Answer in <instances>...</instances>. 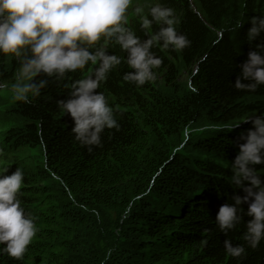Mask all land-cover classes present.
I'll return each instance as SVG.
<instances>
[{
    "label": "trees",
    "instance_id": "16d2710c",
    "mask_svg": "<svg viewBox=\"0 0 264 264\" xmlns=\"http://www.w3.org/2000/svg\"><path fill=\"white\" fill-rule=\"evenodd\" d=\"M159 2L177 11L175 27L191 44L179 51L154 45L163 64L155 81L139 87L123 79L134 71L127 53L107 45L122 60L96 91L120 128H105L100 146L90 151L75 140L74 121L57 104L98 64L62 79L40 74L35 79L48 84L39 97L14 99L17 123L0 135V174L22 169L18 198L38 231L22 258L0 252V264H264V239L255 248L244 239L247 202L236 228L225 234L216 223L221 205L245 195L230 183L241 134L254 127L244 120L264 116V84L235 88L249 52L264 43V33L248 40L252 18L264 17V0ZM159 27L153 23V33ZM129 28L148 38L140 19ZM19 67L0 53V81L11 84ZM255 167L264 179V164ZM226 239L245 253L227 254Z\"/></svg>",
    "mask_w": 264,
    "mask_h": 264
},
{
    "label": "clouds",
    "instance_id": "9594fccd",
    "mask_svg": "<svg viewBox=\"0 0 264 264\" xmlns=\"http://www.w3.org/2000/svg\"><path fill=\"white\" fill-rule=\"evenodd\" d=\"M132 3L133 0H0V53L17 58L20 64L11 84L16 101L27 103L41 95L48 80L35 79L40 74L62 79L89 63L98 64L92 75L72 84L70 98L57 101L74 121L71 131L75 140L90 151L91 146L101 145L105 128H120L107 97L96 91L122 60L109 54L107 45L118 44L127 53V65L134 71L126 72L123 79L139 87L155 81V70L163 64V59L152 51L154 45L179 51L191 44L185 34L177 31L179 20L174 10L161 3L152 5L148 14L143 6L135 7L141 28L148 35L142 40L126 27V13ZM153 23L160 26L154 33ZM251 23L248 40L254 41L264 33V17H253ZM242 26L243 22L237 21L235 27ZM257 48L260 51H250L242 65V74L235 82L239 90H254L264 84V43ZM6 87L8 83L0 81V88ZM188 87L194 93L199 91L191 82ZM244 121H251L254 127L246 135L241 134L245 142L239 145L240 151L231 163L230 183L242 188L245 195L237 194L232 198L234 203L221 205L216 223L225 234L236 228L243 220L240 206L247 202L251 219L244 239L255 248L264 239V179L255 167L264 164V116L252 115ZM238 126L232 125L229 130ZM23 179L19 167L11 175L0 174V245L4 246L0 252L17 259L23 257L38 231L34 217L18 198ZM224 248L231 256L245 253L243 245H233L230 239L224 241Z\"/></svg>",
    "mask_w": 264,
    "mask_h": 264
},
{
    "label": "rangeland",
    "instance_id": "374dc122",
    "mask_svg": "<svg viewBox=\"0 0 264 264\" xmlns=\"http://www.w3.org/2000/svg\"><path fill=\"white\" fill-rule=\"evenodd\" d=\"M155 3H160V2L159 0H133L132 5L129 7L126 13L127 15L126 27L130 26L133 19L136 18L140 19L139 15L135 13V7L137 5L143 6L144 13L148 14V9ZM174 12L176 17L178 18L177 11L174 10ZM182 78L184 81L188 80L186 70L183 71ZM14 82L15 81H12L11 84ZM11 84H8V87L6 88H0V135L2 136H4L5 132H8L11 129V127L15 126V124L17 123L16 116L13 113L14 96L11 90Z\"/></svg>",
    "mask_w": 264,
    "mask_h": 264
}]
</instances>
